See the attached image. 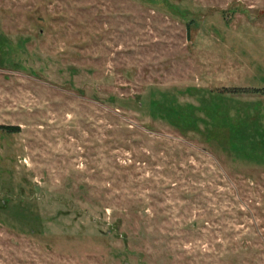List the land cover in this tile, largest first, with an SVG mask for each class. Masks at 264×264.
I'll use <instances>...</instances> for the list:
<instances>
[{
    "label": "rangeland",
    "instance_id": "rangeland-1",
    "mask_svg": "<svg viewBox=\"0 0 264 264\" xmlns=\"http://www.w3.org/2000/svg\"><path fill=\"white\" fill-rule=\"evenodd\" d=\"M0 264H264V0H0Z\"/></svg>",
    "mask_w": 264,
    "mask_h": 264
},
{
    "label": "trees",
    "instance_id": "trees-1",
    "mask_svg": "<svg viewBox=\"0 0 264 264\" xmlns=\"http://www.w3.org/2000/svg\"><path fill=\"white\" fill-rule=\"evenodd\" d=\"M232 92H234V91H232ZM244 93H249V92H251V91H247V90H245V91H243ZM252 92H255V91H252ZM228 123L230 124L231 122L230 121H228ZM6 130H9V132H16L17 130H18V128H14V127H4ZM236 130V127L232 130V131H235Z\"/></svg>",
    "mask_w": 264,
    "mask_h": 264
}]
</instances>
